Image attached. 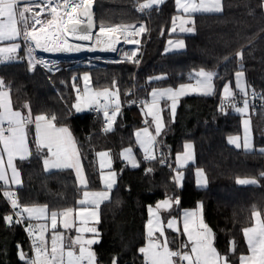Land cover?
Listing matches in <instances>:
<instances>
[{"label": "trees", "instance_id": "trees-1", "mask_svg": "<svg viewBox=\"0 0 264 264\" xmlns=\"http://www.w3.org/2000/svg\"><path fill=\"white\" fill-rule=\"evenodd\" d=\"M146 0H95L98 26L144 25V52L138 63L65 61L48 68L36 64L29 69V59L21 51L22 60L0 66V80L10 90L13 109L34 118L55 116L59 126L71 130L79 148L89 190H102L98 155L109 152L118 183L111 200L100 209L97 224L100 242L95 244L96 264H145L139 252L148 242L149 208L167 198L173 203L166 219L180 217L184 210L203 207L204 222L215 232V247L227 255L231 264H240V255H248L244 229L254 225V208L264 214V153L245 152L229 143V138L243 133L242 116L236 106L221 107L222 92L234 84L236 72L243 71L248 95L253 91L264 98V0H222L221 14L194 15L195 31L189 35L172 34L173 17L181 16L175 0L159 7L138 11ZM193 26V25H192ZM183 40L184 49L168 50V42ZM25 42L23 36L20 40ZM243 53V59L236 56ZM228 59H225V58ZM141 59V61H140ZM201 69L217 73L214 94L210 97L190 96L179 101L175 116L171 103H162L163 127L155 133L157 158L145 160L135 140L141 127L143 112L128 106L137 99L151 102L154 89H178L181 84H194ZM89 73L93 88L118 89L120 108L115 127L102 132L103 117L79 113L74 105L82 86V74ZM162 77V79H154ZM113 81L116 88H113ZM252 107L255 140L264 146V107ZM154 132V131H153ZM156 132V131H155ZM194 149V161L180 166L177 155L185 152V144ZM31 157L17 161L22 177L20 188L0 183V264H25L19 251L30 257V245L23 230L4 217L12 215L4 191H13L21 205H47L49 211L79 208L82 189L71 169L47 173L45 153L37 151L30 138ZM131 148L139 167L122 159ZM164 160V163L160 161ZM151 171H147V169ZM203 170L206 187L197 183V171ZM237 178L255 179L257 184L242 186ZM118 202V203H117ZM27 219V218H26ZM36 223V224H35ZM27 226L38 228L27 220ZM61 230V228H59ZM39 233V231H38ZM172 250L179 248V238L168 231ZM51 234L47 235L49 241ZM235 247V251L230 249Z\"/></svg>", "mask_w": 264, "mask_h": 264}, {"label": "snow or ice", "instance_id": "snow-or-ice-1", "mask_svg": "<svg viewBox=\"0 0 264 264\" xmlns=\"http://www.w3.org/2000/svg\"><path fill=\"white\" fill-rule=\"evenodd\" d=\"M163 3V0H146L145 3L138 5V11L150 10L153 6H158ZM178 11L182 10L189 19H181V32H194V15L196 13H219L223 11L222 0H175ZM93 0H0V44L7 43L6 46L0 47V62L12 59V54L16 53L20 48L19 43H14L19 37L23 36L26 43L29 44L27 55L29 57V69L33 70L36 64H41L51 70L49 62L37 59L33 56L34 48L32 43L35 44V48H40L47 52L57 51H79L83 47L80 44H70L67 39L63 40L62 45L58 46L52 44L49 46V38L56 37L59 39V35L67 36L72 35L78 41H90L93 39L92 28L94 27V21L91 14V5ZM39 11H35V9ZM48 13V19H42V14ZM177 17H173L172 31H176L175 21ZM184 24H192V27H184ZM37 25L40 27L37 28ZM85 25V27H81ZM131 29V31H129ZM125 32L129 36L140 35L147 31L144 25L140 26H121L103 27L99 28L97 34V42L99 43L100 35L109 37L113 42L118 43L119 37L116 36L118 32ZM43 41V43H42ZM127 43L139 44V40H127ZM170 45L173 42H168ZM184 41L179 40L175 42L174 47L178 49L184 48ZM110 50L116 51L115 47L109 46ZM137 50L131 52V54L125 53V56L130 62L138 63L139 61H133V57L136 56ZM236 56L239 59H243V53L237 52ZM225 59H228L227 57ZM195 87L192 84H181L178 89H154L151 93L152 102L151 106L145 102V106L149 107V114L153 115V122L156 124V135L160 134L162 128V118L158 113L151 111L152 107H155L160 99L166 98L171 101V113L175 116L176 105L178 98L182 95L188 94L186 90L192 89L200 95H213L215 91L214 78L217 76L215 72H209L201 69L196 74ZM236 87L244 93V96H248L246 87L243 85L242 80L243 71L236 72ZM154 79H162V77H156ZM85 82V96L82 98L79 95L77 100H84L85 103L95 102L99 104V97H104L105 103L100 105L104 109V116L106 118L105 131L111 130V124L114 121L115 116L119 112V96L118 89L112 91V89H104L101 92H97L89 96L88 83L90 77L86 74L83 77ZM113 88H116V83L113 81ZM79 92V90H77ZM226 97L234 95L228 85H225L223 89ZM253 91L252 96L255 97ZM110 97H115L112 101L115 103V110L111 115L108 111V103ZM25 108H28V114L23 115L21 111H16L12 107L10 90H5L3 80H0V181H3L4 185L9 184V178L4 169L3 153L7 154L8 167L11 168L12 184H20L18 179L19 173L13 164V158L19 156L20 159L27 158L30 155V151L27 144V132L26 128L29 124L35 125V142L37 151L47 149V156L44 159V170L49 171L51 169H64L73 168L76 170L77 179L79 184L85 189L82 192V198L77 202L81 207L65 208L60 211H49L47 205L39 206L32 205L26 206L19 203L13 191H4L3 195L7 198L13 209L12 215L4 217L5 223L11 225L13 223V216L17 219L15 223H21L24 213H27L28 219H49L51 220V228L53 234L51 236V242L49 245L48 240L44 235V231L47 225H39L41 229L40 233L36 235V239L33 240V252L34 255L29 257L27 253L22 250L19 251V258L25 262V264H95V254L88 248L97 241L95 239H84L81 235H77L74 238H69L65 243L64 234L57 233V222L59 218H63V226L65 229L71 227L69 219L75 217L80 219V223L86 225L87 217L96 219V223H99L98 209L104 201L110 199L109 193L111 192L115 184V173L108 172L101 175L105 184V191L92 192L87 189V179L83 175L82 166L80 165L79 152L76 148L75 141L71 136V133L67 127H57L54 121L56 117L53 115L50 118L44 114L37 115L34 118L31 115L30 107L25 104ZM77 111H80L79 104L74 105ZM223 107V105H221ZM249 109V101L245 99L243 101V107H236L235 110L240 113H246ZM147 123V121H146ZM250 120H244L245 135L243 143L241 144L240 137L229 138V143L234 144L235 147H243L245 150H252L249 139ZM7 133V135L5 134ZM143 134V135H142ZM137 142L140 144L144 151L145 160H155L157 157L152 151V145L155 143V137L149 133L147 127L138 130L136 132ZM185 152L177 155V161L181 159L185 163L194 159L192 148L193 145L186 143ZM261 151H264L262 149ZM99 157H107V152L97 153ZM124 159L131 163L133 168L139 167V163L136 161L132 154V149H125L121 154ZM164 163V160L160 161ZM110 166V164H109ZM104 167L103 162L101 168ZM151 171V169H147ZM198 177H203V170L198 169ZM264 176V173L261 174ZM203 182L206 184V177ZM198 183L200 181L198 180ZM237 183L241 185L256 184L255 179H241L237 178ZM118 203V202H117ZM179 203V200L173 201L171 198L164 199L156 205V210L149 208L150 219L148 221V236L150 242L146 247H141L139 252L144 256L145 264H230L227 255H222L212 245V231L206 223H204L202 214L198 218L197 211H186L183 216V233L187 236V243L181 244L180 248L172 250L169 248V242L165 238L162 242L157 239H151L156 232H159L160 236H164L162 222L159 219V213L161 210H168L172 207V204ZM88 205L94 207H88ZM202 213V205L200 206ZM19 209V211H16ZM155 216L157 219V226L153 227V220L151 217ZM252 216L255 223L252 227L245 228L244 236L248 244V255H240V264H264V218H261V214L254 208ZM177 221L171 219L167 222V227L173 228ZM31 228V226H29ZM179 232V228H175ZM77 233H97L96 228L78 227ZM29 235H33L29 231ZM78 245V252L75 246ZM231 252L235 251V247L230 249ZM113 264H116V259H113Z\"/></svg>", "mask_w": 264, "mask_h": 264}, {"label": "rangeland", "instance_id": "rangeland-1", "mask_svg": "<svg viewBox=\"0 0 264 264\" xmlns=\"http://www.w3.org/2000/svg\"><path fill=\"white\" fill-rule=\"evenodd\" d=\"M163 2H166V0L164 1L163 0ZM163 3H161V4H159L158 6H161ZM155 6H153V8H154ZM223 12V11H222ZM222 12H219V13H210V14H221ZM140 26V25H139ZM101 26H99V28H100ZM138 27V26H137ZM105 28H107V27H105ZM129 31H131V29H129ZM144 34H145V32L142 34V36H141V39H142V43L143 44H146V42H144L143 41V37H144ZM129 38H130V36H129ZM128 38V39H129ZM136 38H138V36H132L131 35V38H130V40H134V39H136ZM19 39H21V37H19L16 41H13L14 43H19V45H20V48L17 50V52L16 53H14V54H12V56H13V58L12 59H9V60H5V61H3V62H0V66L1 65H3V64H6V63H12V62H18V61H21L22 60V55L20 54L21 53V51L22 50H24L25 51V58L26 59H29V57H28V55H27V51H28V47H29V44L28 45H26V44H22V42H19ZM141 42V41H140ZM7 43H12V42H5V44H0V47H2V46H6V44ZM32 47H33V45H32ZM34 48V47H33ZM134 51V50H137V47L134 45V44H131L130 43V46L129 47H127V48H125L123 51H121V55L122 56H124L125 55V53L126 52H130V51ZM139 50V52H140V49H138ZM33 56L34 57H36L37 59H42V60H45V61H47V62H49V65H50V67L51 68H54V67H57L58 66V64L59 63H61V62H65V61H74V60H77V61H81V60H86V61H88V63H91V62H94L95 61V63L96 62H99V61H102V62H120L119 60V58H117V59H110V58H102V57H92V56H88V57H85V58H67V59H62L61 61H59V62H57V61H50L49 59H46V58H44L43 56H41V55H39L37 52H36V49L34 48V52H33ZM138 56H139V53H138ZM88 75L89 77H90V75H89V73H84V74H82V86H81V88L79 89V96L80 97H84L85 96V91H84V89H85V82H84V80H83V77L85 76V75ZM245 81V80H244ZM195 85V84H194ZM88 88H89V90H90V92H89V96H91L92 94H94V93H97V91L93 88V86H92V83H91V78H90V81H89V83H88ZM113 91H116V90H113ZM10 97H11V95H10ZM99 98H102V100H104L105 101V99H104V97H99ZM115 99V97H110L109 98V100L107 101V103H108V108L109 107H112L113 105H112V101ZM11 102H12V99H11ZM80 102L84 105V108H85V110L87 111V112H89V111H91V109L94 107V105L95 104H97V103H95V102H91V103H85L84 102V100L83 99H81L80 100ZM119 104H120V102H119ZM120 106V105H119ZM13 107V106H12ZM240 107H243V106H240ZM176 108H177V105H176ZM147 108H144L143 110H142V112H143V115H144V117H146L147 116V110H146ZM235 110V109H234ZM235 112L237 113V114H239V115H241L242 116V127H243V133H242V135L241 136H235V137H240V143L242 144L243 143V138H244V135H245V126H244V120H250V128H249V139H250V144H251V146H252V150H245L243 147H240V148H237V147H235V145L234 144H230L231 146H233L234 148H236V149H241V150H244L245 152H255V151H259V152H263L264 153V151H261L262 149H264V146H261V147H259V146H257V144H256V140H255V133H254V126H253V121L251 120V118H250V116H251V113H252V107H251V105L249 104V109H248V111L246 112V113H240V112H237L236 110H235ZM143 128H145V127H141V128H139V129H137L136 131H135V134H136V132L138 131V130H141V129H143ZM69 129V128H68ZM149 129V128H148ZM71 131V130H70ZM149 133H151V135L152 136H154L153 135V132H151V129H149ZM143 135V134H142ZM155 137V136H154ZM235 137H233V138H235ZM135 140H136V144L138 145V147L140 148V150L142 151V153H143V155H144V151H143V149L141 148V146H140V144L137 142V139H136V135H135ZM2 145H0V149H2ZM156 147V140H155V143L152 145V150H153V152H154V154H156L155 153V148ZM243 148V149H242ZM105 152H107V151H105ZM108 153V156L107 157H99L98 156V158H99V168H100V171H101V175H102V173L103 174H107L108 172H114L115 173V184H114V186H113V188H112V190H111V192L109 193V196H110V199L109 200H107V201H104V202H108V201H110L111 200V196H112V191H113V189L117 186V183H118V178H117V173L114 171V164H113V159H112V156H111V154L109 153V152H107ZM3 158H4V169H5V172H6V174H7V169L9 170V172L11 173V175H12V171H11V168H9L8 167V164H7V162H8V157H7V154L6 153H3ZM16 160V156L13 158V164H14V166L16 167V169H17V165H16V162L17 161H15ZM103 162V164H104V167L103 168H101V163ZM109 164H110V166H109ZM17 171H18V173H19V175H21L20 174V172H19V170L17 169ZM22 178V177H21ZM244 179H247V178H244ZM100 181H101V185H102V190H99V191H93V190H89L88 189V191H92V192H100V191H105L106 189H105V184H104V181L102 180V178H101V176H100ZM23 183V182H22ZM22 183H21V185H22ZM257 184V183H256ZM20 185V186H21ZM241 185V184H240ZM251 185H254V184H247V185H242V186H251ZM80 186V185H79ZM20 188V187H19ZM17 189V188H16ZM104 204H102V205H100V207H99V209L97 210L98 211V217H99V220H100V209H101V207L103 206ZM202 204H200L199 206H198V208L197 209H194V210H184V211H182V213H181V218H182V222H181V224H179V222H177L176 223V225L173 227V230L174 231H176L175 230V228H179L180 226H181V228H182V230H183V216H184V213L186 212V211H188V212H191V211H197V213H198V218H199V216L202 214V217H203V207H202V213H201V208H200V206H201ZM89 206H91V205H89ZM92 207H94V206H92ZM151 209H153L154 211L156 210V207H150ZM162 211H160V213H161ZM159 213V217H160V215H162V214H160ZM26 215H27V213H26ZM261 218H263V216H262V214H261ZM149 219H150V213H149ZM151 219L153 220V227H156L157 225V219H156V217L155 216H153V217H151ZM172 219H174V218H172ZM31 220H33V221H35V222H37L38 223V226L39 225H47V228H46V230L44 231V235H45V237H46V239H47V235L48 234H51V236H52V234H53V230H52V228H51V220H50V218L49 219H40V220H37V219H31ZM171 220V219H170ZM203 220H204V218H203ZM161 221H162V223H163V220H162V218H161ZM169 221V220H168ZM63 218H59L58 219V222H57V228H56V232L57 233H63L64 234V240H65V243H67L68 242V239L71 237V238H74L75 236H77V235H81L84 239H95L97 242L96 243H94V244H92V245H90V246H87L86 245V247H88L93 253H94V250H93V248H94V246H95V244H98L99 242H100V238H99V234H98V232L97 233H90V232H85V233H77L76 232V228H78V227H85V226H87V227H89V228H96L95 227V225L97 224L96 223V219L95 218H92V217H87V224L86 225H84V224H81L80 223V219L77 217V221H76V225L74 224V219H73V217L72 218H70L69 219V223L71 224V227H69V228H67V229H65L64 228V226H63ZM205 223V222H204ZM254 223H255V220H254ZM180 225V226H179ZM59 228H61V230L59 229ZM166 228H168V229H170L169 227H167V223H166ZM38 231H39V233H40V231H41V229L38 227ZM177 232V231H176ZM177 233H179V232H177ZM147 234H148V228H147ZM149 237V236H148ZM164 237L165 238H167V235H166V233H164ZM159 239V237H157V234L155 233L154 234V236L151 238V239ZM49 242V245H50V242H51V238H50V240L48 241ZM149 242H150V238H149V240H148V242H147V245L149 244ZM146 245V246H147ZM145 246V247H146ZM78 248H79V246L78 245H76L75 246V249L74 250H76L77 252H78ZM169 248L170 249H172L171 248V246H170V244H169ZM215 248V247H214ZM216 249V248H215ZM217 250V249H216ZM217 252H218V250H217ZM95 254V253H94ZM95 264H96V260H95Z\"/></svg>", "mask_w": 264, "mask_h": 264}, {"label": "crops", "instance_id": "crops-1", "mask_svg": "<svg viewBox=\"0 0 264 264\" xmlns=\"http://www.w3.org/2000/svg\"><path fill=\"white\" fill-rule=\"evenodd\" d=\"M165 1V0H164ZM166 1H168V0H166ZM165 2H163V4H164ZM156 7H159V6H155L154 8H156ZM177 7V6H176ZM178 10V9H177ZM179 12L182 14L181 16H178L177 17V19H176V21H175V27H176V31H172V34H179V35H189V34H191L192 32H181L180 31V27H181V17L184 19V20H187V19H189V17L186 15V14H184L183 13V11L182 10H179ZM198 14H210V13H196L195 15H198ZM184 27H192V24H184L183 25ZM21 39H22V36H21ZM21 39H19V42H20V40ZM172 42H173V44L172 45H170V44H168V50L170 51V52H178V51H182L184 48H182V49H178V48H175L174 47V45H175V42L176 41H179L178 39H173V40H171ZM23 44V43H22ZM245 80V81H244ZM196 83V82H195ZM194 83V84H195ZM236 83H237V81H236V79H235V82H234V84H227L229 87H230V89L232 90V92L234 93V95H232V96H229V97H226L225 95H224V92H222V99H228V98H232V97H235V96H237V95H244V93L243 92H241L240 91V89H238L237 87H236ZM242 83H243V85L246 87V89H247V92H249V90H248V87H247V83H246V79H245V76H243V80H242ZM194 84H192L193 85V87H195V85ZM186 92L188 93V94H185V95H182V96H180L179 98H178V102H177V105H178V103H179V101L180 100H182L183 98H186V97H190V96H200V97H210V96H212V95H208V96H205V95H200V94H198L197 92H195V91H193L192 89H188V90H186ZM151 102H152V100H151ZM151 102H149L150 104H149V106H151ZM164 102H170L171 103V101H169V100H167L166 98H163V99H160L159 100V103L155 106V107H152L151 108V111L153 112V113H158L159 115H160V117L162 118V127H163V117H162V103H164ZM96 106V104L94 105V107ZM93 107V108H94ZM92 108V109H93ZM147 118H149L150 119V121H151V125H150V129H151V132H153V135H155V131H156V124L153 122V115H150L149 114V107H147ZM250 118H251V116H250ZM252 120V119H251ZM54 123L56 124V126L57 127H64V126H59L57 123H56V121H54ZM162 129V128H161ZM69 131H70V129H69ZM26 132H27V144H28V148H29V151H30V153H32V151H31V148H30V138L31 137H33L34 138V140H35V125L33 124V125H30V126H27V128H26ZM70 133H71V136H72V138L74 139V141H75V145H76V148H77V150H78V152H79V148H78V145H77V143H76V140H75V138H74V135H73V133L70 131ZM233 138V137H232ZM35 144H36V142H35ZM155 149V155L157 156V147H155L154 148ZM243 149V148H242ZM44 153H45V156H47V149H43L42 150ZM153 151V150H152ZM192 153H193V157H194V149L192 148ZM132 154H133V152H132ZM145 155V154H144ZM31 157V154L30 155H28L27 156V158H25V159H23V160H26V159H29ZM79 157H80V165L82 166V171H83V175H84V177H86V174H85V171H84V166H83V163H82V158H81V155H80V152H79ZM46 158V157H45ZM122 159H123V161H125V162H129L128 160H126V159H124V157L122 156ZM19 160H22V159H20L19 158V156H16V160L15 161H19ZM193 161H194V159L192 160V161H188L187 163H185L184 162V160L183 159H181V161L179 162V165L180 166H186V165H188V164H191V163H193ZM98 162H99V158H98ZM16 165H17V162H16ZM18 169V168H17ZM64 169H71V170H73V172H74V174H75V176H76V179H77V174H76V170L75 169H73V168H64ZM60 170H63V169H51V170H49V171H46L47 173H51V172H57V171H60ZM7 176H8V178H9V184L8 185H4V183H3V181H0V183L3 185V186H6V187H11V188H19V187H21L22 185H21V183H22V178H21V175H19L18 176V179L21 181V183L20 184H12L11 183V173L9 172V170L7 169ZM118 178V177H117ZM204 178H205V176L203 175V177H198V175H197V183H198V180L200 181V183H198V186L200 187V188H205L206 187V184L203 182V180H204ZM86 179H87V177H86ZM77 182H78V179H77ZM21 185V186H20ZM78 185H80L79 184V182H78ZM80 187L82 188V189H84L81 185H80ZM88 188H89V184H88V180H87V189L86 190H88ZM85 190V189H84ZM106 202H103V203H101V205L102 204H105ZM80 207H81V205H80ZM88 207H92V206H89L88 205ZM172 208V207H171ZM162 212L160 213V214H162V215H160V217H159V219H160V222H162L161 221V218H162V220H163V223H162V227H163V231H164V233H166V235H167V240H168V242H169V244H170V240H169V237H168V231L170 232H172V233H174V234H176L177 235V238H179V241H184V242H186L187 243V236L183 233V230H182V228H181V226L179 227V233H177L176 231H174L173 230V228H170V229H168V228H166V223L168 222V220H170V219H166V212L167 211H169V210H161ZM24 215H25V217L27 218V215H26V213H24ZM262 216H263V218H264V214H262ZM61 219V218H60ZM73 219H74V224L76 225L77 223H76V221H77V217H75V213L73 214ZM172 219V218H171ZM177 222H179V224H181V222H182V218H181V215H180V217H178V218H174ZM27 220L28 221H30V222H35V221H33V220H30V219H28L27 218ZM36 224V223H35ZM98 224V223H97ZM97 224L95 225V227H96V229H97ZM157 225V224H156ZM148 226V225H147ZM148 228V227H147ZM97 232H98V229H97ZM156 234H157V237H159V240L162 242L164 239H165V237L163 236V237H161L160 236V234H159V232H156ZM246 239V238H245ZM148 240H149V237H148ZM246 243H247V241H246ZM180 244V243H179ZM170 246H171V244H170ZM247 246H248V244H247ZM172 248V247H171ZM248 254H249V252H248ZM231 264V263H230Z\"/></svg>", "mask_w": 264, "mask_h": 264}, {"label": "built area", "instance_id": "built-area-1", "mask_svg": "<svg viewBox=\"0 0 264 264\" xmlns=\"http://www.w3.org/2000/svg\"><path fill=\"white\" fill-rule=\"evenodd\" d=\"M75 2H79V0H75ZM93 2H95V0H93ZM35 11H39V9L37 8V9H35ZM42 19H48V18H50L49 17V15H48V13H44V14H42V17H41ZM40 26L39 25H37V28H39ZM99 31V30H98ZM120 33V35L122 36V37H119V41H120V45H119V50H118V53H117V55L115 56V57H106V56H95V57H102V58H110V59H117V58H119L120 60V62H128V63H134V62H130L128 59H127V57L124 55V56H122L121 55V51H123L125 48H127V47H129L130 46V43H127L126 41L127 40H130V38H131V36H130V38H129V35L127 34V33H125V32H123V31H121V32H119ZM143 34V33H142ZM142 34H140V35H134L135 37L136 36H138V38H136V39H134V40H139V44H134L136 47H137V49H140V51H142V53L144 52V49H145V47H146V44H143L142 43V39H141V36H142ZM58 36H59V39H67V40H69L70 42H72V43H75V42H73V41H71L70 40V35H67L66 37L65 36H63V35H59V34H57ZM133 36V35H132ZM56 38V37H55ZM129 38V39H128ZM141 41V42H140ZM131 44H133V43H131ZM32 45H33V47L35 48V44L34 43H32ZM36 49V52L39 54V55H41V56H43L42 54H41V49L40 48H35ZM133 51V50H132ZM132 51H130V52H126L127 54H131V52ZM138 53H139V50L137 51V54H136V56L135 57H133V61H136L137 60V58H138ZM85 57H88V56H85V55H81V56H75V57H73V58H85ZM69 59V58H71V57H55L54 59H49L50 61H57V62H59V61H61L62 59ZM140 61H141V59H140ZM49 69V68H48ZM256 94V93H255ZM245 99H247L248 101H249V104L251 105V106H253V107H257V106H259V107H264V98L263 97H260V96H258L257 94L255 95V97L253 98V96H252V94H250V95H248L247 97H245L244 95H237V96H235V97H232V98H228V99H223L222 100V105H223V107H228V106H236V107H240V106H243V101L245 100ZM145 102H147V101H139V100H137V99H135L132 103H131V105L130 106H128L129 108H135V109H137V110H140V111H142L144 108H147L146 106H145ZM105 103V101L104 100H102V98H99V104H96V106L92 109V113L94 114V115H100V116H102L103 117V125H102V128H101V130H102V132H109V131H111L114 127H115V125H116V122H117V115L115 116V118H114V121H113V123L111 124V130H109V131H105L104 129H105V127H106V118H105V116H104V109L102 108V107H100V105H103ZM148 103V105L150 104L149 102H147ZM112 107H109L108 108V111H109V114L111 115V113H112V111H114L115 110V107H116V105H115V103H113L112 102ZM123 108H119V110H122ZM49 118L51 117V116H48ZM146 121H147V123H146ZM142 124H143V126L144 127H147V128H149L150 129V125H151V121H150V119L149 118H147V117H143V121H142ZM30 125H33V124H29L28 126H30ZM6 135H7V133H5ZM147 161V160H146ZM7 204H8V206L10 207V210H11V213L13 214V209H12V207H11V203H10V201L7 199ZM16 211H19V209H17ZM23 219H22V222L21 223H15V220L17 219V217L16 216H13V219H14V223L17 225V226H19L22 230H23V232H24V234H25V236H26V239H27V241H28V243H29V245H30V257L31 256H33L34 255V252H33V240L34 239H36V235H38L39 233H38V228L37 227H35V226H33V227H31V228H29L28 226H27V219H26V217H25V215L23 214ZM29 231H31L32 233H33V235H29ZM184 243H186V242H184V241H180V244H179V248H180V246H181V244H184Z\"/></svg>", "mask_w": 264, "mask_h": 264}, {"label": "bare ground", "instance_id": "bare-ground-1", "mask_svg": "<svg viewBox=\"0 0 264 264\" xmlns=\"http://www.w3.org/2000/svg\"><path fill=\"white\" fill-rule=\"evenodd\" d=\"M99 33V31H98ZM97 33V34H98ZM97 34L93 35V39L90 41H84L82 42H77V43H72L69 40L68 43L76 45V44H80L83 45V47L81 48V50L79 51H57V52H47V51H41V54L43 55L44 58L46 59H54L55 57H75V56H81V55H85V56H106V57H115L118 53L119 50V45H120V41L118 43L113 42L115 38H113V40H110L109 37L104 36V35H100L99 40L100 42H97ZM117 37H122L120 35V33H116ZM64 40V39H63ZM62 39H57L55 37H50L49 38V46H52V44H56L58 46L62 45L63 42ZM43 43V41H42ZM111 47H115L116 51H112L110 50V46Z\"/></svg>", "mask_w": 264, "mask_h": 264}, {"label": "water", "instance_id": "water-1", "mask_svg": "<svg viewBox=\"0 0 264 264\" xmlns=\"http://www.w3.org/2000/svg\"><path fill=\"white\" fill-rule=\"evenodd\" d=\"M96 10H97V6H96V3L93 2V4L91 5V14H92V17H93V21H94V27L92 28V33L93 35L97 34L98 33V30H99V26H98V22H97V17H96ZM81 27H85V25H81ZM70 40L77 43V42H84V41H78L76 40L72 35H70ZM79 104V107H80V111H77L79 113H83L84 112V105L82 103H78ZM77 110V109H76ZM171 209V208H170ZM168 209V210H170ZM212 231V245L214 246L215 244V232L213 230L212 227H209Z\"/></svg>", "mask_w": 264, "mask_h": 264}]
</instances>
